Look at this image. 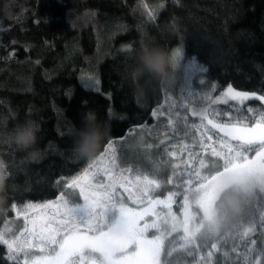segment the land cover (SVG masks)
Here are the masks:
<instances>
[{
	"label": "trees",
	"instance_id": "trees-1",
	"mask_svg": "<svg viewBox=\"0 0 264 264\" xmlns=\"http://www.w3.org/2000/svg\"><path fill=\"white\" fill-rule=\"evenodd\" d=\"M142 4L156 10L155 21L147 19L138 7ZM72 8L77 12L88 9L95 15L86 25L71 26ZM173 24L178 31H171ZM145 42L183 49V64L172 86L133 77L131 50ZM127 44L131 49L122 48ZM93 77L99 81L98 91L88 80ZM200 80L205 81L202 89ZM213 83L217 87L212 97L229 84L242 91L264 88V0H179V4L175 0H0V135L25 119L41 124L38 159L13 144H0V153L10 161L9 200L0 211V231L15 215L13 204L21 207L29 201L55 200L61 192L76 194L66 181L92 163L109 142L119 168L131 169L132 176L165 179L158 175V166L169 162L170 167L177 161L164 153L161 141L167 136L166 145L172 151L171 145L181 141L193 144L198 133L191 128L185 133L164 127L166 119L151 117V111L160 105L166 114L183 116L187 107L189 125L199 124V118L191 117L190 106L207 104L199 97ZM189 91L196 92L195 96ZM259 103L253 99L241 107L255 108ZM87 109L108 130L92 159L80 158L73 151L74 131ZM214 110L221 113V122L224 113L236 115L231 104H217ZM142 124L143 129L137 127ZM154 124L161 125L160 134L149 133L148 126ZM262 221L264 198L258 193L241 220L221 232L224 239L201 242L191 255L177 246L170 257L162 259L171 264H200L215 243L212 264H246L245 257L251 260L253 256L262 260ZM250 222L257 231L241 238ZM169 241V248L176 246L178 237ZM4 254L0 247V255Z\"/></svg>",
	"mask_w": 264,
	"mask_h": 264
},
{
	"label": "snow or ice",
	"instance_id": "snow-or-ice-1",
	"mask_svg": "<svg viewBox=\"0 0 264 264\" xmlns=\"http://www.w3.org/2000/svg\"><path fill=\"white\" fill-rule=\"evenodd\" d=\"M175 2L179 4V0ZM138 7L149 21L156 20L155 9L147 4ZM88 80L98 91L99 81L94 77ZM200 83L202 89L205 81ZM216 87L215 83L209 85V91L199 97L208 101V108H193L190 112L191 117L199 118V124L189 125L187 107L183 116L171 111L166 114L159 110L160 105L152 109L151 117L166 119L164 127L185 133L191 128L198 133L193 144L181 141L171 145L172 151L166 145L167 136L161 141L164 153L177 161L170 167L169 162L158 166V175L165 179L146 174L132 176L131 169L119 168L109 142L92 163L66 181L68 187L78 190L79 202L69 201L61 192L57 199L43 204L29 201L22 208L11 206L18 217H23L25 226L16 235L5 221V229L0 231V247L5 252L0 255V264H171L162 257H170L177 246L191 255L202 246L201 242L224 239L221 233L209 234L207 227L224 179L249 178L258 186L255 197L259 193L264 198V88L259 92L241 91L229 84L213 98L211 93ZM253 99L260 102L257 107H241ZM220 103L231 104L236 115L224 113L221 122V113L214 110ZM137 127L143 129L144 125ZM160 127L149 125V133L160 134ZM259 229V252L264 257V221ZM255 231L257 226L250 222L240 236ZM174 233L178 242L169 248V237ZM32 248L48 254L31 257ZM214 249L217 244L212 243L206 264H212ZM245 261L264 264V259L257 260L255 256L251 260L245 257Z\"/></svg>",
	"mask_w": 264,
	"mask_h": 264
},
{
	"label": "clouds",
	"instance_id": "clouds-1",
	"mask_svg": "<svg viewBox=\"0 0 264 264\" xmlns=\"http://www.w3.org/2000/svg\"><path fill=\"white\" fill-rule=\"evenodd\" d=\"M71 26L88 24L95 13L85 9L71 10ZM171 31H178L175 24ZM134 63L131 69L133 77L148 78L164 86H172L177 77V69L183 55L180 47L166 48L151 42H145L139 48L131 50ZM41 124L36 119H25L6 135H0V144L10 143L25 150L32 159L41 155L37 147ZM108 135L107 128L99 121L92 109H87L82 116L80 127L74 131V153L84 159L94 158ZM10 161L0 153V211L7 208L9 200ZM257 185L249 178L226 177L220 188L214 209L207 227L209 234L215 235L235 226L245 214L255 198Z\"/></svg>",
	"mask_w": 264,
	"mask_h": 264
},
{
	"label": "rangeland",
	"instance_id": "rangeland-1",
	"mask_svg": "<svg viewBox=\"0 0 264 264\" xmlns=\"http://www.w3.org/2000/svg\"><path fill=\"white\" fill-rule=\"evenodd\" d=\"M183 56H184V53L181 57V61H180V64L178 66V68L183 64L182 63V59H183ZM193 65V64H192ZM191 64H189V68L192 67ZM184 87H182V90L184 91ZM238 90V89H237ZM242 91V90H241ZM221 93V92H220ZM219 93V94H220ZM219 94H216L215 96H218ZM213 96V98L215 97ZM248 102V101H247ZM209 107V103L205 104V103H201V104H198V103H193L191 104L190 106V112L193 108H195L197 111H199L200 109H204V108H208ZM65 197L69 200V201H72V202H79V200L81 199L78 195V190L76 191V194L72 193V192H67V194L65 195ZM71 197V198H70ZM35 204H43L44 202H33ZM23 206L21 207H18V208H22ZM175 210V209H174ZM9 224L8 226L10 228H12L15 232L16 235H19L20 234V231L24 228L25 226V221L23 219V217H18L16 215V210H15V215L14 217H12L11 219L8 220ZM5 229V226L3 228V230ZM153 231V230H150V232ZM174 235H176L174 233ZM173 235V236H174ZM172 237H169V240L171 239ZM29 254L31 257H34V256H43V255H47L48 253L46 252H41L38 248H32L29 250Z\"/></svg>",
	"mask_w": 264,
	"mask_h": 264
}]
</instances>
